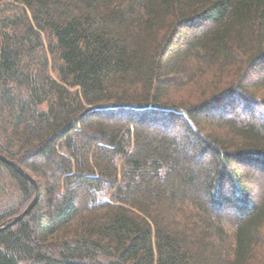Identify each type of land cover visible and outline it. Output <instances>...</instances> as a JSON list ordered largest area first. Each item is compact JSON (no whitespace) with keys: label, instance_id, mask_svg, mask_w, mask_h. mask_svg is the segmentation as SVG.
<instances>
[{"label":"trees","instance_id":"obj_1","mask_svg":"<svg viewBox=\"0 0 264 264\" xmlns=\"http://www.w3.org/2000/svg\"><path fill=\"white\" fill-rule=\"evenodd\" d=\"M0 154V264H264V0H0Z\"/></svg>","mask_w":264,"mask_h":264},{"label":"water","instance_id":"obj_2","mask_svg":"<svg viewBox=\"0 0 264 264\" xmlns=\"http://www.w3.org/2000/svg\"><path fill=\"white\" fill-rule=\"evenodd\" d=\"M0 160L2 162H4L5 164L13 167L22 177H24L25 179H27L28 181H30L35 190H36V195H35V198L34 200L32 201V203L29 205V207L22 213L20 214L19 216H17L16 218H14L12 221L8 222V223H5L4 225H1L0 226V233L2 231H4L5 229H7L8 227H11V226H14L15 224L21 222L25 217H27L30 212L35 208V206L37 205V202L40 198V190H39V187L37 185V183L35 182V180L30 177V175H28L21 167H19L16 163L8 160L6 157L2 156L0 154Z\"/></svg>","mask_w":264,"mask_h":264},{"label":"rangeland","instance_id":"obj_3","mask_svg":"<svg viewBox=\"0 0 264 264\" xmlns=\"http://www.w3.org/2000/svg\"><path fill=\"white\" fill-rule=\"evenodd\" d=\"M0 173H1V171H0Z\"/></svg>","mask_w":264,"mask_h":264}]
</instances>
